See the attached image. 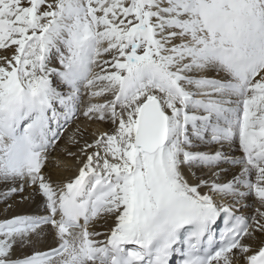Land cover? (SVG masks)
I'll list each match as a JSON object with an SVG mask.
<instances>
[{"label": "snow or ice", "instance_id": "snow-or-ice-1", "mask_svg": "<svg viewBox=\"0 0 264 264\" xmlns=\"http://www.w3.org/2000/svg\"><path fill=\"white\" fill-rule=\"evenodd\" d=\"M0 50L4 199L44 197L0 219V264H264V0H0ZM82 90L111 128L56 182Z\"/></svg>", "mask_w": 264, "mask_h": 264}, {"label": "bare ground", "instance_id": "bare-ground-1", "mask_svg": "<svg viewBox=\"0 0 264 264\" xmlns=\"http://www.w3.org/2000/svg\"><path fill=\"white\" fill-rule=\"evenodd\" d=\"M11 50L8 52H4L0 50V56L10 55ZM98 71V69H97ZM62 91H67L66 87L61 89ZM86 100H85V99ZM85 101H84V100ZM88 96L86 90H82V103L81 105H86L88 102ZM83 108H80V111L77 114V118L71 120L67 125H65L63 129V134L58 141L57 151L53 154V157L50 158V163L48 167L45 169L46 172L50 173L53 181H67L68 179L74 177L78 173L79 163L72 157L67 156V151H71L76 154V156L82 158V154L79 151V148L85 141L91 142L94 138V134L97 132H102L105 130H110L111 126L109 124L101 123L98 121H92L82 115ZM92 127V128H91ZM77 129L83 133L81 136L77 133ZM101 129L100 131L94 132V130ZM75 136V138L79 141V144H73L70 142L71 137ZM218 147V146H216ZM67 149V151H65ZM207 151H211V148L205 149ZM213 150V149H212ZM237 156L240 155L239 152L236 153ZM64 160L69 162L70 167L67 169L57 168L55 165L60 161ZM225 168H228V165H224ZM238 169H232L227 174H222L223 179L227 180L231 178L232 172L237 171ZM219 171V169H217ZM197 175H202V173H197ZM206 191V189H205ZM7 192V188L0 184V219L5 216L11 215H20V214H42V204L44 201V197L40 194L34 187L25 186L24 191L17 194H10L8 198L4 199V193ZM11 204L12 208L7 209V205ZM247 204L248 207H244ZM259 207L258 201L254 197H250L247 200L241 202V204L236 205L238 209V215H246L252 216L255 215V208ZM113 224V221L110 219L107 224H104L102 221L97 222L94 225V230L106 233ZM90 230H93L90 227ZM104 237H98V239H103ZM39 245V244H38ZM49 246H55L54 241L51 235L46 236L42 240V244L39 246L41 250H47ZM256 246H259L257 242ZM27 251H31L28 249Z\"/></svg>", "mask_w": 264, "mask_h": 264}, {"label": "rangeland", "instance_id": "rangeland-1", "mask_svg": "<svg viewBox=\"0 0 264 264\" xmlns=\"http://www.w3.org/2000/svg\"><path fill=\"white\" fill-rule=\"evenodd\" d=\"M84 99H85V98H84ZM84 99H83V100H84ZM85 100H86V99H85ZM85 100H84V101H85ZM87 100H88V99H87ZM80 108H81V109L84 108V105H80ZM91 128H92V127H91ZM93 130H94V129H93ZM100 130H101V129H97V130H94V132H96V131H100ZM211 150H212V149H211ZM41 244H42V242H40L39 245H37V247L39 248V246H40Z\"/></svg>", "mask_w": 264, "mask_h": 264}]
</instances>
